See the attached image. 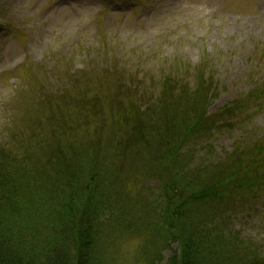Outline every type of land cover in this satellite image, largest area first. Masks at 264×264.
I'll return each instance as SVG.
<instances>
[{
    "label": "trees",
    "instance_id": "obj_1",
    "mask_svg": "<svg viewBox=\"0 0 264 264\" xmlns=\"http://www.w3.org/2000/svg\"><path fill=\"white\" fill-rule=\"evenodd\" d=\"M107 65L113 70L100 83L94 80L93 89L80 86L79 77L68 79L69 86L54 96L36 80L28 92L29 106L37 110L23 118L24 127L0 134V264H101L95 255L99 200L89 192L106 189L107 184L99 187L102 180L127 150L136 157L151 154L150 168L159 169L155 212L163 214L180 245L169 264H264L262 255L227 233L231 200L243 203V193L264 190V134L235 142L224 160L203 158L215 134L234 130L233 120L238 123L251 110L264 112V81L210 111L220 95L213 73L194 75L191 82L169 66L160 81L147 82L137 81L118 61ZM106 76L114 78L105 85ZM101 101L103 112L97 107ZM91 126L95 134L109 133L97 145L98 153L107 151L103 175L71 162L77 155L73 149H84L82 139ZM187 148L200 150L199 163L191 161V151L181 152ZM196 202L227 205L222 215L193 226L188 218Z\"/></svg>",
    "mask_w": 264,
    "mask_h": 264
},
{
    "label": "rangeland",
    "instance_id": "obj_2",
    "mask_svg": "<svg viewBox=\"0 0 264 264\" xmlns=\"http://www.w3.org/2000/svg\"><path fill=\"white\" fill-rule=\"evenodd\" d=\"M115 61L132 70L137 81H160V72L169 66L191 82L194 75L213 73L220 95L209 110L225 108L264 81V0H0V134L24 127L23 118L37 110L29 106L28 92L36 80L47 94L58 96L68 79L80 77V86L90 88L94 80L100 83L113 70L107 64ZM106 78L105 85L114 76ZM104 103L97 106L101 112ZM234 121V130L211 139L205 160H224L235 142L264 134L263 111L251 110ZM92 128L84 133V149H73L77 155L71 162L103 175L107 151L98 153L97 145L109 133L95 134ZM197 151L190 155L193 163L201 157ZM126 152L116 160L110 179L102 180L99 187L107 184L106 189L89 192L99 200L95 255L101 264H169L180 245L163 214L155 212L159 169L150 168L151 154ZM242 195L243 203L233 197L227 206L233 213L227 233L264 258V190ZM217 205L194 203L188 223L222 215L227 204Z\"/></svg>",
    "mask_w": 264,
    "mask_h": 264
}]
</instances>
